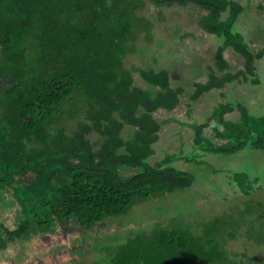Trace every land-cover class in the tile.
<instances>
[{
  "label": "trees",
  "instance_id": "trees-1",
  "mask_svg": "<svg viewBox=\"0 0 264 264\" xmlns=\"http://www.w3.org/2000/svg\"><path fill=\"white\" fill-rule=\"evenodd\" d=\"M149 1L159 9L193 5L209 12L203 28L222 39L218 64L226 67L222 54L231 47L251 67L253 57L232 29L240 6L228 0ZM144 6L145 0H0V85L7 83L0 87V189L10 190L22 214L15 230L0 226L5 234L0 250L29 229L47 232L53 223L72 218L81 228H91L194 182L191 173L170 166V158L147 162L159 128L151 113L170 110L176 99L170 91L154 95L133 86L135 71L148 85L165 88L166 72L124 66L140 33L146 43L152 40V22L139 15ZM227 7L226 20L217 22ZM237 109L236 122L225 120L232 107L221 104L208 124L193 126L195 147L215 155L263 150L264 117L250 115L241 104ZM70 120L77 127L67 133ZM125 125L136 128L127 141L121 133ZM205 126L217 140L202 135ZM92 132L99 136L96 149L87 138ZM118 167L138 172L121 177ZM29 173L34 181L24 182ZM231 178L242 194H249L246 173L234 171ZM256 211L263 224L254 230L248 223L247 236L264 250V207L250 201L238 220L223 214L201 223L199 233L174 221L170 228L129 235L111 247L110 264H226L218 237L230 228L227 236L234 238L239 225L250 221L244 215ZM258 264H264V256Z\"/></svg>",
  "mask_w": 264,
  "mask_h": 264
},
{
  "label": "rangeland",
  "instance_id": "rangeland-1",
  "mask_svg": "<svg viewBox=\"0 0 264 264\" xmlns=\"http://www.w3.org/2000/svg\"><path fill=\"white\" fill-rule=\"evenodd\" d=\"M228 1L242 8L232 29L241 35L253 57L250 68L246 57L231 47L222 54L226 67L218 64L216 57L222 39L203 28L209 21V12L193 5L159 9L149 0H145L139 15L152 22V40L146 43L144 34L140 33L133 42L137 49L124 59L126 68L167 73L168 85L162 88L148 85L133 71L134 87L154 95L170 91L176 99L170 110L159 108L151 113L159 128L152 145L154 153L147 162L153 165L170 158L169 165L191 173L194 182L187 188L137 203L127 216L110 218L91 228H81L72 218L62 224L53 223L47 232L29 229L0 250V264H110L111 247L129 235L148 233L157 226L170 228L174 221L199 233L200 224L214 217L229 214L238 220L245 203L261 202L264 207V149L247 148L234 155H215L203 153L193 142V126L208 124L221 104L232 107L224 116L226 121L239 120V104L250 115L264 117V0ZM228 14L229 7L217 22H224ZM211 81L216 85L210 86ZM6 84L2 82L0 87ZM201 86L206 88L198 92ZM76 127V120L65 125L67 133ZM218 128L222 130L221 126ZM135 132V127L125 125L122 138L130 140ZM202 135L217 140L211 127L205 126ZM87 138L93 145L99 141L94 132ZM192 158L206 165L197 166L186 160ZM234 171H243L248 176L252 186L248 195L242 194L232 180ZM118 172L121 177H127L138 169L118 167ZM23 181L33 182L34 174H27ZM259 216L263 217L260 211L244 215L250 221L239 225L234 238L227 236L230 228H225L224 236L218 237L226 264H258L262 259L263 248L247 236L248 223H252L254 230L263 224L256 220ZM20 218L21 209L10 190L0 189V226L15 230ZM0 235L5 239L1 228Z\"/></svg>",
  "mask_w": 264,
  "mask_h": 264
}]
</instances>
